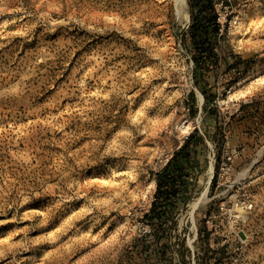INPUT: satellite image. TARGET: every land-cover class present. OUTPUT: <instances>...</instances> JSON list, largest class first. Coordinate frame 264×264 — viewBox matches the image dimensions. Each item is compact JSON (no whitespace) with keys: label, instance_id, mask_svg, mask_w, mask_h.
<instances>
[{"label":"rangeland","instance_id":"rangeland-1","mask_svg":"<svg viewBox=\"0 0 264 264\" xmlns=\"http://www.w3.org/2000/svg\"><path fill=\"white\" fill-rule=\"evenodd\" d=\"M195 1L0 0V264H264V0Z\"/></svg>","mask_w":264,"mask_h":264},{"label":"trees","instance_id":"trees-1","mask_svg":"<svg viewBox=\"0 0 264 264\" xmlns=\"http://www.w3.org/2000/svg\"><path fill=\"white\" fill-rule=\"evenodd\" d=\"M205 15L210 16V19L215 24L214 28H216L218 25L216 24V17L217 13L215 11L214 1L213 0H196L194 4L192 5V14L190 16L191 23L189 25L190 30L193 29L194 21L196 15ZM217 30V29H215ZM199 51L198 53L200 55L204 54V58L212 54V49L210 48V44L202 43L198 46ZM192 137V134L187 137L186 141L183 143V145L178 149V151H175L172 155V157L168 160L165 168L156 174V192H155V199L153 203L151 204V211L152 213L155 211L156 206L158 204H161L159 202H163L162 208H166L168 205H172V194L175 193L174 186L176 183V176L179 175L184 170V166L182 163L179 162L180 157L184 156V159L188 158L186 151L188 141ZM184 154V155H183ZM170 167L174 168V172H169ZM176 173L177 175H174Z\"/></svg>","mask_w":264,"mask_h":264}]
</instances>
